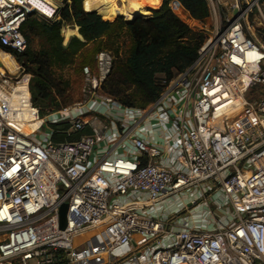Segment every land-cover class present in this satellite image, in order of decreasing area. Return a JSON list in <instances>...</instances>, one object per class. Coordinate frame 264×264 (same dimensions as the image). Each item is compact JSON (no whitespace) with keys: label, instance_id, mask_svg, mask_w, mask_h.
<instances>
[{"label":"built area","instance_id":"obj_1","mask_svg":"<svg viewBox=\"0 0 264 264\" xmlns=\"http://www.w3.org/2000/svg\"><path fill=\"white\" fill-rule=\"evenodd\" d=\"M262 5L234 0L224 28L142 112L99 110L115 102L101 91L107 50L83 68L86 100L43 116L31 75L0 72V264H264V44L245 29L254 14L264 30ZM62 6L0 0L2 58L25 52L31 15L56 22ZM85 104L94 112H72ZM149 117L178 132L168 154L136 130Z\"/></svg>","mask_w":264,"mask_h":264},{"label":"trees","instance_id":"obj_2","mask_svg":"<svg viewBox=\"0 0 264 264\" xmlns=\"http://www.w3.org/2000/svg\"><path fill=\"white\" fill-rule=\"evenodd\" d=\"M62 1L59 21L44 19L45 22H41L31 15L21 28L27 49L17 56L34 67L30 70V90L33 102L41 112L50 97L49 89L55 88L51 68L74 64L90 44H98L100 50L95 56L103 48L114 56L112 69L102 85L104 93L127 108L147 109L160 96L164 82H169L195 62L208 38L204 30L191 27L176 14L171 0H159L147 6L146 10L161 4L150 11V16L139 14L132 20L123 16L113 19L100 7L86 11L82 6L84 0ZM176 4L200 22L210 15L208 0H177L173 5ZM65 21L74 22L84 40L73 37L78 33L72 26H64L61 30ZM60 30L65 44L73 37L66 46ZM33 39L40 41L39 51L32 48ZM63 127L68 128V125ZM88 133L91 131L54 139L55 142L71 141Z\"/></svg>","mask_w":264,"mask_h":264},{"label":"rangeland","instance_id":"obj_3","mask_svg":"<svg viewBox=\"0 0 264 264\" xmlns=\"http://www.w3.org/2000/svg\"><path fill=\"white\" fill-rule=\"evenodd\" d=\"M158 1L159 0H146L144 3H142L143 6L141 7V10H139V12L144 11L143 12L144 14L142 15L150 16L151 15L150 11L154 9H158L159 7H161V4L157 8L148 7V9L146 10L147 6L154 4ZM175 1L177 0H171L170 2V5L173 10L175 7L173 4ZM233 2L234 0H208L210 7L209 17L203 20L202 22L197 20L195 24L192 25L189 23L188 24L195 29L204 30L207 36H210L212 35L211 31H214L216 28H218V30H221L227 24L225 14L228 10H230ZM262 2H263L262 9L264 12V0H262ZM128 3L129 1L125 2V4ZM98 7L106 9L110 17L113 19H116L119 16H123L126 20L133 19L132 16H129L127 13H125L124 10L125 8L122 5L121 1H117L116 6L101 4ZM32 16L33 18H36L41 22H45L43 18L37 15H32ZM64 23L69 24L71 26L76 25L74 22L71 21H65ZM64 23L62 24L61 30L63 28ZM245 29L247 33H249V35L253 36L256 40L264 44L263 26L261 25L260 20H258L254 14H251L248 17V24L246 25ZM61 30H60L61 36L63 37ZM65 31L66 30L64 28V32ZM73 37H71L66 44L64 43V37H63V44L66 46ZM31 46L34 50L37 51L41 49V43L38 39H33ZM98 50H100L98 48V44H90L85 49L83 56L77 58L74 64L65 67L51 68L52 79H53V84H55V88H53L52 90L49 89L50 97L47 100L46 105L42 107V112L40 113L42 116L45 114L55 112L58 109H61L62 107L70 106L75 104L76 102H83L86 100L83 91L85 84V76L83 74V68L84 66L88 65L95 70L94 56ZM103 50H107V49L103 48ZM33 68H34L33 65L22 57L15 56L14 61H11V60H5L0 55V72L2 74L5 73L9 76H12L15 82L18 79L24 77L26 74H30L31 75L30 79H31L32 74L30 70ZM101 91H103L102 88ZM47 130H50V128L48 127Z\"/></svg>","mask_w":264,"mask_h":264},{"label":"crops","instance_id":"obj_4","mask_svg":"<svg viewBox=\"0 0 264 264\" xmlns=\"http://www.w3.org/2000/svg\"><path fill=\"white\" fill-rule=\"evenodd\" d=\"M84 106L85 107L80 108V109L75 108V110H73L72 112H94L87 108L88 106L87 104H85ZM101 108L99 109L101 112H117L119 116H121L120 114L121 112H142L141 110L139 111L138 109L127 108L116 100L112 104L103 106L102 110ZM159 118L160 117L145 118V120L140 122L139 128H137L136 130L144 135V137L146 138L149 144L160 148L161 150H163L165 154H168L169 152L168 149L176 148V139L178 138L177 137L178 132L175 130V128H172V126L169 123L164 122ZM55 128L57 127L50 128L51 130H46V132L55 130ZM86 130H89V129H85L84 131ZM73 133H76V132H73ZM58 136H63V135L59 133H55L51 136V138L55 141L54 138ZM37 138L39 140H43L45 136L39 134L37 135ZM106 152H107V149L105 148V146L103 145L98 146L93 156V160L101 158L102 156L106 154Z\"/></svg>","mask_w":264,"mask_h":264},{"label":"bare ground","instance_id":"obj_5","mask_svg":"<svg viewBox=\"0 0 264 264\" xmlns=\"http://www.w3.org/2000/svg\"><path fill=\"white\" fill-rule=\"evenodd\" d=\"M117 1H121L122 5L124 6V10L125 13H127L129 16L135 17L137 14H144V11H140L138 13L139 10H141V7L143 6L142 3H144L146 0H84L83 1V7L86 11H90V9H94V8H98V6H100L101 4H108L110 6H116ZM129 1L128 4H125V2ZM174 11L176 12L177 15H179L183 21L189 23V24H195L197 22L196 19H194L190 13L188 11H186L183 6H181L180 4L174 5ZM143 10V9H142ZM134 15V16H133ZM64 26H71L69 24H64ZM74 27V29L77 31V35L74 36H78V37H82L81 34L79 33V29L77 26H72ZM32 117H34L32 115ZM40 125L39 122H35V124L33 125V128H36ZM30 128V127H29Z\"/></svg>","mask_w":264,"mask_h":264},{"label":"water","instance_id":"obj_6","mask_svg":"<svg viewBox=\"0 0 264 264\" xmlns=\"http://www.w3.org/2000/svg\"><path fill=\"white\" fill-rule=\"evenodd\" d=\"M234 16H237V10H234ZM138 16V15H136ZM135 16V17H136ZM134 17V18H135ZM77 26V25H76ZM78 27V26H77ZM82 36V35H81ZM78 37V36H77ZM81 40H84L83 37H78ZM67 213H68V201L67 200H62V202L60 203V207H59V219H60V227L62 229H64L67 225Z\"/></svg>","mask_w":264,"mask_h":264}]
</instances>
